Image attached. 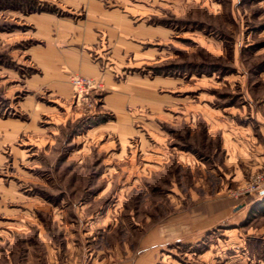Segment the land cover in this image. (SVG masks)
I'll return each instance as SVG.
<instances>
[{
	"label": "rangeland",
	"instance_id": "1",
	"mask_svg": "<svg viewBox=\"0 0 264 264\" xmlns=\"http://www.w3.org/2000/svg\"><path fill=\"white\" fill-rule=\"evenodd\" d=\"M63 1L0 0V264H264V0H104L149 29L127 137L102 79L32 80Z\"/></svg>",
	"mask_w": 264,
	"mask_h": 264
},
{
	"label": "crops",
	"instance_id": "2",
	"mask_svg": "<svg viewBox=\"0 0 264 264\" xmlns=\"http://www.w3.org/2000/svg\"><path fill=\"white\" fill-rule=\"evenodd\" d=\"M63 5L83 8L84 15L74 18L47 13L34 18L38 41L30 53L41 73L32 80L51 88L66 102L73 95L70 71L102 79L107 88L106 106L118 112L120 134L127 137L133 131L129 109L145 103L146 82L137 74L116 79L114 71L123 70L131 57L140 60L146 56L139 42L149 29L135 24L120 8L108 7L104 0H64Z\"/></svg>",
	"mask_w": 264,
	"mask_h": 264
},
{
	"label": "built area",
	"instance_id": "3",
	"mask_svg": "<svg viewBox=\"0 0 264 264\" xmlns=\"http://www.w3.org/2000/svg\"><path fill=\"white\" fill-rule=\"evenodd\" d=\"M72 83L75 87L76 98L78 102H81L84 99H88L90 89L95 85L93 79L81 75H73ZM250 189L255 192L264 193V174H257L251 180Z\"/></svg>",
	"mask_w": 264,
	"mask_h": 264
}]
</instances>
